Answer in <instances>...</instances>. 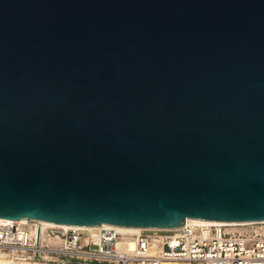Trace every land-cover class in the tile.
Wrapping results in <instances>:
<instances>
[{"label": "water", "instance_id": "95a60500", "mask_svg": "<svg viewBox=\"0 0 264 264\" xmlns=\"http://www.w3.org/2000/svg\"><path fill=\"white\" fill-rule=\"evenodd\" d=\"M0 217L264 221V0H0Z\"/></svg>", "mask_w": 264, "mask_h": 264}, {"label": "built area", "instance_id": "2783aa9c", "mask_svg": "<svg viewBox=\"0 0 264 264\" xmlns=\"http://www.w3.org/2000/svg\"><path fill=\"white\" fill-rule=\"evenodd\" d=\"M0 252L30 264H264V221L241 230L219 222L130 229L101 224L44 227L0 217Z\"/></svg>", "mask_w": 264, "mask_h": 264}, {"label": "bare ground", "instance_id": "6f19581e", "mask_svg": "<svg viewBox=\"0 0 264 264\" xmlns=\"http://www.w3.org/2000/svg\"><path fill=\"white\" fill-rule=\"evenodd\" d=\"M21 219H28V218H21ZM33 221H37V220H33ZM40 222V224H42L44 227H50V226H61L64 228H69V227H75V226H87L88 228L91 229V225H78V224H67V223H58V222H43V221H37ZM219 223H222L224 225H227L230 227V229L233 230H241L242 228H244L247 225H251L253 223H255L254 221H249V222H237V221H218ZM129 227L130 229H135V230H139L145 227H140V226H126ZM171 227H167V229H169ZM175 228V227H172ZM0 264H30L27 261L26 257H14L6 254V253H2L0 252ZM41 264H50L47 262H41ZM163 264H177L175 262H165Z\"/></svg>", "mask_w": 264, "mask_h": 264}]
</instances>
